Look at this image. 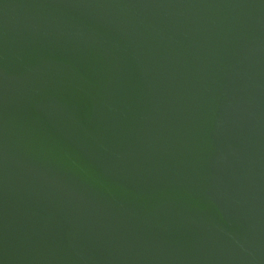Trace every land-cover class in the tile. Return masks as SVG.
I'll return each instance as SVG.
<instances>
[{
    "label": "water",
    "instance_id": "1",
    "mask_svg": "<svg viewBox=\"0 0 264 264\" xmlns=\"http://www.w3.org/2000/svg\"><path fill=\"white\" fill-rule=\"evenodd\" d=\"M0 264H264V0H0Z\"/></svg>",
    "mask_w": 264,
    "mask_h": 264
}]
</instances>
